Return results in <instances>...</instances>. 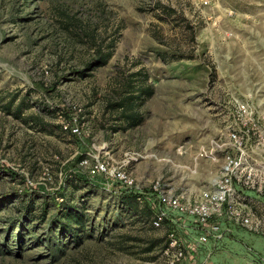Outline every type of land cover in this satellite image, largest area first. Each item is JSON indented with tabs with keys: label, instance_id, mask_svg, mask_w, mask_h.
Returning <instances> with one entry per match:
<instances>
[{
	"label": "rangeland",
	"instance_id": "obj_1",
	"mask_svg": "<svg viewBox=\"0 0 264 264\" xmlns=\"http://www.w3.org/2000/svg\"><path fill=\"white\" fill-rule=\"evenodd\" d=\"M126 91L139 95L133 126L115 106ZM236 101L252 111L264 157V0H0V264H166L168 233L189 234L125 212L120 183L79 162L140 153L125 167L131 193L159 177L186 193L211 186L221 154L198 150L238 126ZM63 202L85 208L76 234L53 224ZM229 226L182 264H264V235Z\"/></svg>",
	"mask_w": 264,
	"mask_h": 264
},
{
	"label": "built area",
	"instance_id": "obj_2",
	"mask_svg": "<svg viewBox=\"0 0 264 264\" xmlns=\"http://www.w3.org/2000/svg\"><path fill=\"white\" fill-rule=\"evenodd\" d=\"M236 112L238 126L226 129L224 136L213 139L211 149L202 146L198 150L199 157L213 158L216 153L221 154L219 173L211 186L186 193L176 190L171 183L159 177L148 189L139 190L147 196L153 228H160L163 224L181 228V217H186L197 230L190 241L178 238L174 230L168 233L163 250L168 257L166 264H182L189 250L197 252L209 239H221L231 230L228 226L231 223L264 235V198L261 202L257 200L264 196V157L257 152L262 136L257 132L252 111L246 103L236 101ZM71 130L79 132L77 127ZM181 149L182 146L178 147V152L182 153ZM140 157L142 155L138 152H125L121 163L116 166L90 154L79 164L87 169L90 176H109L123 188H134V179L125 167ZM247 191L253 193L248 194ZM143 196L138 197L140 201ZM200 264L207 262L204 260Z\"/></svg>",
	"mask_w": 264,
	"mask_h": 264
},
{
	"label": "trees",
	"instance_id": "obj_3",
	"mask_svg": "<svg viewBox=\"0 0 264 264\" xmlns=\"http://www.w3.org/2000/svg\"><path fill=\"white\" fill-rule=\"evenodd\" d=\"M112 54V51L109 50L106 53H99L97 54V57L93 58L87 66L89 67H98L103 66L107 63L108 59L110 58ZM145 78L143 77V80ZM138 91L141 93L145 92L147 94H151L152 90L149 87H143L142 84L139 85ZM126 97H122L118 100L117 103H115V106L117 108H121L123 111H121V116H123L124 121H126L127 126H133L136 125L140 119L139 115L137 113L136 108H134L135 98H139V95L137 94L134 96V91H126ZM129 92V93H128ZM11 102L5 103V105H2L1 108L5 110V112L14 115L15 117H20L21 114V106L15 107V109L12 111L10 109ZM23 119V118H22ZM81 184L84 183L83 179H77ZM79 184V183H78ZM76 185H73V187H78ZM80 185V184H79ZM132 188H124L120 190L118 194H116V200L119 203V207L123 209L127 213H132L140 216H145L146 218L151 219L152 216V210L149 207L147 199H140L138 197L143 196V194L138 190L135 193H131L130 190ZM55 204V203H54ZM32 205H30L31 207ZM48 206V203L45 202L43 205L42 210V216H45V213L47 212L46 207ZM29 209V208H27ZM85 208L78 207L75 204H70L67 202H63L56 205V216L54 217V222L56 226L59 227L61 231H70L74 234L77 232H80L82 229V226L85 223ZM151 224V223H150ZM152 227V226H151ZM153 228V227H152ZM156 246V241H153L149 244L147 247V250H152ZM166 247V243L162 245V248Z\"/></svg>",
	"mask_w": 264,
	"mask_h": 264
},
{
	"label": "crops",
	"instance_id": "obj_4",
	"mask_svg": "<svg viewBox=\"0 0 264 264\" xmlns=\"http://www.w3.org/2000/svg\"><path fill=\"white\" fill-rule=\"evenodd\" d=\"M188 219V218H187ZM183 220H185V219H181V222L183 221ZM188 226H186V223L184 224V223H181L182 224V227L180 228V230H183V232H187L189 235H188V237H189V239L190 240H192V238L197 234V230L195 229V226L191 223V221H190V219H188ZM229 226V225H228ZM180 227V226H179ZM229 228H230V226H229ZM231 230L229 231V232H227L226 234H230L231 232H232V228H230ZM225 234V235H226ZM189 240V241H190ZM206 250V246L205 247H203V248H200V249H198V251L196 252H194L195 254H196V256H195V259L197 258H200V257H202L203 256V253H204V251ZM194 251V250H193ZM190 253H191V255L193 256L194 255V253L193 252H191V250L189 251ZM191 256V257H192ZM195 259L194 258H192L191 260H193V262L195 261ZM204 260V258L202 259V261Z\"/></svg>",
	"mask_w": 264,
	"mask_h": 264
}]
</instances>
